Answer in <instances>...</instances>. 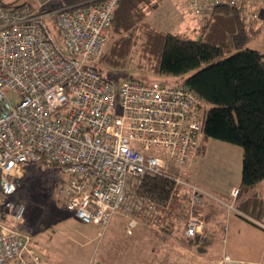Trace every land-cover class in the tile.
I'll use <instances>...</instances> for the list:
<instances>
[{
    "label": "built area",
    "instance_id": "obj_1",
    "mask_svg": "<svg viewBox=\"0 0 264 264\" xmlns=\"http://www.w3.org/2000/svg\"><path fill=\"white\" fill-rule=\"evenodd\" d=\"M34 2H0V264H42L23 230L27 204L18 197L28 163L62 167L69 178L58 193L68 210L103 229L113 216L126 214L127 233H133L148 203L137 194L146 175L187 188L190 208L207 196L239 212L182 174L206 147L204 100L182 85L109 81L99 72L119 0ZM184 2L199 19L228 5L246 23L264 20V0ZM238 193L233 187L230 200ZM203 228L191 215L185 235L195 238Z\"/></svg>",
    "mask_w": 264,
    "mask_h": 264
},
{
    "label": "trees",
    "instance_id": "obj_2",
    "mask_svg": "<svg viewBox=\"0 0 264 264\" xmlns=\"http://www.w3.org/2000/svg\"><path fill=\"white\" fill-rule=\"evenodd\" d=\"M79 1L82 0H75V3ZM147 5L158 7L153 0H119L107 49L97 64L99 72L116 82L149 80L126 73L113 80L107 77L105 70L134 68L142 76L183 77L182 84L178 85L204 100L205 142L212 138L242 151L239 193L234 201L239 212L235 213L255 225L264 226V197L257 189L264 183V54L247 47L258 36L262 23H246L238 8L217 5L200 19L199 36L193 38L184 32H167L153 26L148 20ZM133 57L138 58L135 64ZM40 164L56 166L46 160L26 164L18 188L20 199L23 200L20 190ZM137 194L157 208L172 204L170 212L174 216L178 212V218L184 203L190 201L187 188L177 185L171 178L157 175L144 176ZM197 207L198 216L206 221V230L190 240L186 235L184 238L192 249L205 254L225 234L226 207L207 196ZM175 226V223L169 224L173 230L171 234ZM180 235L178 239L183 242Z\"/></svg>",
    "mask_w": 264,
    "mask_h": 264
},
{
    "label": "rangeland",
    "instance_id": "obj_3",
    "mask_svg": "<svg viewBox=\"0 0 264 264\" xmlns=\"http://www.w3.org/2000/svg\"><path fill=\"white\" fill-rule=\"evenodd\" d=\"M1 1L6 5H30L33 7L36 5L34 0ZM74 1L65 0L62 3L67 6ZM153 4H157L158 7L154 9L150 5L145 6L148 20L153 26L167 32H184L193 38L199 36L201 20L193 16L184 0H153ZM49 27L56 41L60 43L58 30L51 21H49ZM247 47L264 54V22L258 36L252 39ZM137 60L138 58L133 57L132 63L135 64ZM105 73L109 79L113 80L122 78L123 74L126 73L134 74L135 77L139 76L138 78L147 77L145 79L149 81H158L166 85H178L183 82L181 76H142L134 68L111 70L110 72L105 70ZM216 142L211 140L206 146H220ZM234 148L241 151L240 148L227 143L223 154L211 149L207 150V157L224 158L226 161L225 171L218 167L207 168L201 164L204 160L198 159L192 162L194 166L191 164L190 173L196 171L197 176L210 186H212L210 180L215 182L221 179L228 180V188L230 189L232 185L240 183L241 179V173L238 171L231 176V149L237 150ZM236 154L241 158L238 152ZM233 159L238 161L236 156ZM236 165L238 170L241 169V165ZM195 175H193V179ZM68 178V173L62 167L40 164L36 173L19 192L27 204L23 230L30 233L33 248L43 264H195V262H189L185 256L199 254L197 255L199 258L204 256L206 260H211L213 257L218 244L211 246L208 252L203 255L192 249L187 241L190 240L189 238L187 240L184 238L185 226L191 215L204 222L202 234L206 230L205 219L198 216L196 212L198 207L190 208L187 201L181 208L182 213L179 218L178 212H176V216L170 212L172 204H169L168 207L159 208L153 204H145L143 212L137 214L138 226L129 235L127 233L128 219L126 214L113 216L108 226L103 229L83 222L72 211L68 210L65 200L58 193L59 188L67 182ZM194 180L211 195H220L212 187H208L199 181V178ZM260 188L261 186L257 189L261 190ZM135 199L136 197L132 201ZM227 203L236 205L231 200ZM169 222L176 224L173 234H171L173 230L169 227ZM169 230L170 232H168ZM178 235L181 236L183 242L178 239ZM214 257L217 256L214 254ZM225 263L222 262L221 264ZM196 264L201 263L196 262ZM213 264L219 263L216 261Z\"/></svg>",
    "mask_w": 264,
    "mask_h": 264
},
{
    "label": "crops",
    "instance_id": "obj_4",
    "mask_svg": "<svg viewBox=\"0 0 264 264\" xmlns=\"http://www.w3.org/2000/svg\"><path fill=\"white\" fill-rule=\"evenodd\" d=\"M64 1L65 0H52L54 4H63L62 2ZM74 3L75 1L68 5H72ZM211 140L217 141L216 143H218L220 146H217V145H214V147L209 146V145L206 146L203 152V156L201 158L202 160H204V162H201V164H203L207 168L218 167V168H222V170L225 171L224 165L226 161H224V158L223 157L217 158V156L207 157V150L211 149L215 152H221L223 154L224 148L226 147V143L219 141V140L209 138L206 141V145ZM234 149H237V148H234ZM231 152L232 153L230 156L231 157L230 168H231V176H232V174L236 171L241 173V169L238 170V168L236 167L237 166L236 164H238L239 166L241 165L240 167L242 168V160H241L242 151H238V149L237 150L231 149ZM237 152L239 155H241V158L237 156L236 154ZM235 156L237 157L238 161L233 159V157ZM191 164L192 162L187 167H185V169L183 170L182 174L184 178L189 179L194 182H196L194 179L198 180L199 178V181H201L203 184L207 185L208 187H212L217 193L220 194V195H217L216 197L218 196L219 198L221 197L222 199H224V200L221 199L224 202H228L230 200L229 196H230L231 189L233 187L239 186L240 183H236L235 185H232V187L229 189L228 180L221 179L216 182L210 180L209 182L212 185L210 186L207 182H204L200 177L197 176L196 171H193L190 173L189 170L192 169ZM194 174L196 175L193 179L192 177ZM260 189H261L260 194L262 197H264V183L261 185ZM224 207L226 206L224 205ZM225 211H226L224 215L225 234L222 238L217 240V242L215 243V245L217 244L218 245L214 250L215 252L213 253V257L211 258V260H206L204 256H203L204 258L203 257L199 258L197 256L199 254H196V255L192 254L190 256H185L187 260H189V262H195V264L196 262H199L201 264H207V263L213 264L216 261L217 263H219L221 260L227 258L229 262L225 264H229V263L230 264H264V227L263 225L261 224L255 225L254 223H251L250 221L246 220L244 217L239 216L234 211L229 210L227 207L225 208ZM206 227H207V224H206ZM214 254L217 257H214Z\"/></svg>",
    "mask_w": 264,
    "mask_h": 264
}]
</instances>
